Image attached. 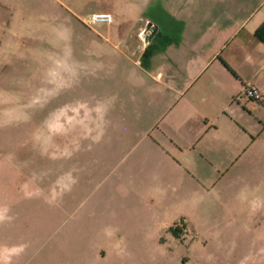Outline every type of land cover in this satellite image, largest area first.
Returning <instances> with one entry per match:
<instances>
[{"label":"rangeland","instance_id":"374dc122","mask_svg":"<svg viewBox=\"0 0 264 264\" xmlns=\"http://www.w3.org/2000/svg\"><path fill=\"white\" fill-rule=\"evenodd\" d=\"M133 1L0 0V264H264V130L182 149L167 102L98 47L133 25L88 22L164 13Z\"/></svg>","mask_w":264,"mask_h":264},{"label":"crops","instance_id":"0c3cea01","mask_svg":"<svg viewBox=\"0 0 264 264\" xmlns=\"http://www.w3.org/2000/svg\"><path fill=\"white\" fill-rule=\"evenodd\" d=\"M145 2L134 0L133 5L142 7ZM160 4L164 13L156 17L132 18L121 10L101 9L112 12L110 22L115 27L133 26L118 29L117 40L112 32L97 34L102 39L98 47L139 68L136 74L148 79L149 95L167 102L163 111L170 114V126L188 135L179 144L182 149L200 136L216 140L225 131L243 135L263 131L264 39L256 30L264 24V0H163ZM147 21L157 25L149 40L140 34ZM128 36L133 40L124 44ZM247 81L260 89L262 99L242 95ZM3 261L8 262L1 252Z\"/></svg>","mask_w":264,"mask_h":264},{"label":"built area","instance_id":"2783aa9c","mask_svg":"<svg viewBox=\"0 0 264 264\" xmlns=\"http://www.w3.org/2000/svg\"><path fill=\"white\" fill-rule=\"evenodd\" d=\"M112 20H113V14L110 11H94L91 13L90 17L88 18L89 23L98 22V21L110 22ZM241 93L242 95L255 101H259L263 97L260 89L250 81H247L243 85Z\"/></svg>","mask_w":264,"mask_h":264},{"label":"water","instance_id":"95a60500","mask_svg":"<svg viewBox=\"0 0 264 264\" xmlns=\"http://www.w3.org/2000/svg\"><path fill=\"white\" fill-rule=\"evenodd\" d=\"M156 29H157L156 23H154L153 21H147V23L142 28L140 34L143 37V39L149 40L152 37V35L155 33Z\"/></svg>","mask_w":264,"mask_h":264},{"label":"trees","instance_id":"16d2710c","mask_svg":"<svg viewBox=\"0 0 264 264\" xmlns=\"http://www.w3.org/2000/svg\"><path fill=\"white\" fill-rule=\"evenodd\" d=\"M256 34L264 39V24L256 30Z\"/></svg>","mask_w":264,"mask_h":264}]
</instances>
